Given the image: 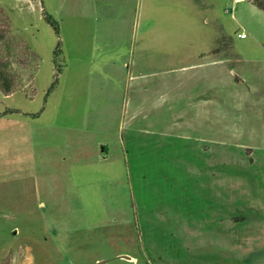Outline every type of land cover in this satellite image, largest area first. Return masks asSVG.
<instances>
[{"label": "rangeland", "instance_id": "1", "mask_svg": "<svg viewBox=\"0 0 264 264\" xmlns=\"http://www.w3.org/2000/svg\"><path fill=\"white\" fill-rule=\"evenodd\" d=\"M0 264H264V0H0Z\"/></svg>", "mask_w": 264, "mask_h": 264}, {"label": "crops", "instance_id": "2", "mask_svg": "<svg viewBox=\"0 0 264 264\" xmlns=\"http://www.w3.org/2000/svg\"><path fill=\"white\" fill-rule=\"evenodd\" d=\"M223 62L224 61L221 60V59H214V60L208 61L206 63H196V64H192V65L184 64L183 66H181L179 68H175V69L169 70V73L178 72V75H173V74L170 75L169 74L170 77H168L166 79L167 84H170L169 85V89H171V84H173L172 81L174 80L173 82H176L179 85V89L178 90H181V93L178 94V97L177 96L174 97L172 95L171 91L169 92L170 107L172 108L171 105H172V100L174 98L182 99L183 103H184L183 106H182L183 107L182 108V113L180 112V117L178 118L179 120L175 123V125H177L179 127V129H181L182 127H183V129H188L189 128L186 125V121H185L186 119L184 120V117L186 116V113L188 112L187 109H188L189 101L187 100L188 99V97H187V93H188V90H187V87H188L187 85L188 84H187V82L189 80V77L190 78L191 77H195L196 86H194V87L197 88V90H195L197 92L199 87L202 89V87L205 86V79H204L205 78L204 77L205 68L206 67H210V66H218V65H220ZM213 69L214 68L212 67L211 70H213ZM190 70H195V71L192 74L189 75V71ZM206 70H208V69H206ZM207 81H208V79L206 80V82ZM207 85H209V84L207 83ZM215 86H217V85H215ZM175 89L177 90V88H175ZM178 90L176 92H178ZM195 96L196 97H202L203 95H202V93L200 95H199V93H196ZM195 107H196L195 112L197 114L199 112L202 115V111H203L202 108L198 107L197 103H196ZM166 128H167V126H166ZM170 128H171V126H170ZM130 257L134 258L135 259L134 261L137 260L136 257H134V256H130Z\"/></svg>", "mask_w": 264, "mask_h": 264}, {"label": "trees", "instance_id": "3", "mask_svg": "<svg viewBox=\"0 0 264 264\" xmlns=\"http://www.w3.org/2000/svg\"><path fill=\"white\" fill-rule=\"evenodd\" d=\"M45 17H46L47 21H48L51 25L54 26L55 30H56L57 33H58V27H57V22H56V20L53 19V17H52L51 15H49V14L46 15ZM58 51H60V48H58V49L56 50V52H58Z\"/></svg>", "mask_w": 264, "mask_h": 264}, {"label": "built area", "instance_id": "4", "mask_svg": "<svg viewBox=\"0 0 264 264\" xmlns=\"http://www.w3.org/2000/svg\"><path fill=\"white\" fill-rule=\"evenodd\" d=\"M239 36L240 37H245V33H240Z\"/></svg>", "mask_w": 264, "mask_h": 264}, {"label": "water", "instance_id": "5", "mask_svg": "<svg viewBox=\"0 0 264 264\" xmlns=\"http://www.w3.org/2000/svg\"><path fill=\"white\" fill-rule=\"evenodd\" d=\"M124 256L127 257V258L129 257V256H126V255H124Z\"/></svg>", "mask_w": 264, "mask_h": 264}]
</instances>
